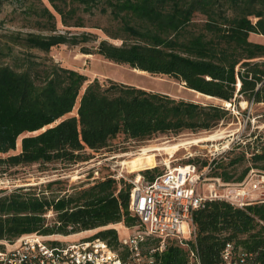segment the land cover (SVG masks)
Returning <instances> with one entry per match:
<instances>
[{"label":"trees","instance_id":"16d2710c","mask_svg":"<svg viewBox=\"0 0 264 264\" xmlns=\"http://www.w3.org/2000/svg\"><path fill=\"white\" fill-rule=\"evenodd\" d=\"M34 13L39 32L18 34L13 41L26 49L48 52L61 44L81 45L86 54L126 64L150 74L168 75L196 93L232 103L240 95L264 101V44L250 40V34L264 36V0H48ZM66 27H91L104 38L96 41L91 31L58 32L56 17ZM112 40L118 41L113 43ZM0 48V163L17 166L54 160L85 161L83 152L98 151L122 133L132 140H145L159 133L211 130L226 118L222 105L176 100L167 94L132 85L87 77L78 70L53 61L33 60L25 55L14 65L1 58L11 48ZM79 98L76 115L70 113ZM220 157H223L221 155ZM230 158L228 165L248 160L238 174L212 158L202 161L214 168L209 176L224 182L242 181L250 169L264 171V146ZM185 163H194L186 160ZM197 165V164H196ZM220 169V171H218ZM162 171L142 170L152 180ZM90 177V176H88ZM89 181V180H88ZM87 186L69 194L48 196L45 190L13 189L0 196V240L25 234L60 233L122 222L135 223L129 212L131 183L113 173L93 178ZM51 182L46 184V188ZM55 212V222L46 224V211ZM195 243L203 264H218L227 241L249 251H258L264 262V203L237 208L223 200L206 201L193 214ZM263 224H262V223ZM99 237L114 248V228L98 230ZM185 249L169 244L163 264H183Z\"/></svg>","mask_w":264,"mask_h":264},{"label":"rangeland","instance_id":"374dc122","mask_svg":"<svg viewBox=\"0 0 264 264\" xmlns=\"http://www.w3.org/2000/svg\"><path fill=\"white\" fill-rule=\"evenodd\" d=\"M43 6L52 10L48 0H0V48H4L5 51L7 50L6 46L11 48V54L1 58L3 63L14 65L27 55L33 60L39 61L43 58L44 61H53L64 67L78 70L87 77L79 95L86 84L96 78L104 85L115 81L147 91L167 94L176 100L222 105L229 110V114L217 127L207 131L159 133L145 140H132L119 133L109 140L105 148L98 151H84L82 156L89 157L85 161L54 160L47 163L17 166L0 163V196L16 188H23V190L30 188L35 192L45 190L48 196H61L87 186V183L91 182L93 178L102 174L113 173L115 177L123 176L130 182L138 172L142 174V170L146 168L156 167L158 171H164L184 164L186 160H194L198 168L204 169V171L208 170L207 172L210 174L215 170V167L212 168L208 164L202 167V161L210 162L214 156V158H220L219 162H222L227 170L238 174L251 163L245 160L235 165H228L229 159L241 152H245L249 158V153L264 146V101L247 100L238 95L234 97L232 103H225L216 98L196 93L186 88L182 81L168 75L150 74L131 68L126 64L106 60L98 54L83 53L81 45L61 44L52 47L48 52H43L34 48L26 49L15 43L13 39L18 34L39 32L36 25L38 17L34 10ZM55 17L58 32L91 31L95 34L97 40L86 44L91 49L105 37L100 30L95 28L63 26L59 16L55 15ZM249 38L251 41L264 44V36L250 34ZM112 42L118 43L116 40H112ZM261 89V93L264 94V85ZM78 102L79 98L72 111L61 119L76 115ZM37 132L21 134L18 137L15 150L0 154V158L18 153L21 138ZM199 138L204 140L191 142ZM221 155L223 157H220ZM48 182H51V185L46 188ZM43 216L46 224L55 222L56 215L53 210L46 211ZM116 224L83 230L70 234L62 240H79L82 236H91L103 228H116Z\"/></svg>","mask_w":264,"mask_h":264},{"label":"built area","instance_id":"2783aa9c","mask_svg":"<svg viewBox=\"0 0 264 264\" xmlns=\"http://www.w3.org/2000/svg\"><path fill=\"white\" fill-rule=\"evenodd\" d=\"M207 171L184 163L152 180L142 174L130 180L128 208L136 221L116 224V248L93 235L62 240L70 234L25 233L0 240V264H163L162 254L171 243L185 249L183 264H203L195 243V210L210 200H223L237 208L264 203V171L252 168L240 182H224ZM218 264L264 262L258 251L227 241Z\"/></svg>","mask_w":264,"mask_h":264},{"label":"bare ground","instance_id":"6f19581e","mask_svg":"<svg viewBox=\"0 0 264 264\" xmlns=\"http://www.w3.org/2000/svg\"><path fill=\"white\" fill-rule=\"evenodd\" d=\"M208 97V96H207ZM201 140H204V139H194V140H192L191 142H193V143H195V142H200ZM139 172L137 173V178L139 177Z\"/></svg>","mask_w":264,"mask_h":264}]
</instances>
